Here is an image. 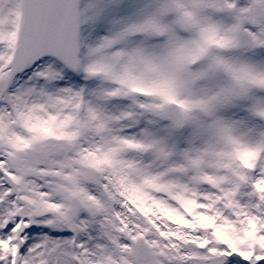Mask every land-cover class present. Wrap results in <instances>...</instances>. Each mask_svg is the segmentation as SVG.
<instances>
[{"label": "snow or ice", "instance_id": "1", "mask_svg": "<svg viewBox=\"0 0 264 264\" xmlns=\"http://www.w3.org/2000/svg\"><path fill=\"white\" fill-rule=\"evenodd\" d=\"M0 264H264V0H0Z\"/></svg>", "mask_w": 264, "mask_h": 264}]
</instances>
